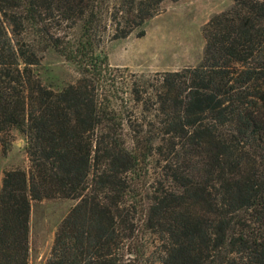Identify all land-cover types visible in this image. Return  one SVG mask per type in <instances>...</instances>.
Masks as SVG:
<instances>
[{
  "label": "trees",
  "instance_id": "16d2710c",
  "mask_svg": "<svg viewBox=\"0 0 264 264\" xmlns=\"http://www.w3.org/2000/svg\"><path fill=\"white\" fill-rule=\"evenodd\" d=\"M167 1L0 0V134L20 130L31 164L5 174L0 264H30L46 198L78 201L47 264H264V0L214 16L197 67L144 76L99 57ZM51 48L83 71L61 92L35 70Z\"/></svg>",
  "mask_w": 264,
  "mask_h": 264
},
{
  "label": "rangeland",
  "instance_id": "374dc122",
  "mask_svg": "<svg viewBox=\"0 0 264 264\" xmlns=\"http://www.w3.org/2000/svg\"><path fill=\"white\" fill-rule=\"evenodd\" d=\"M234 2L235 0L167 1L163 4V12L148 21L145 36L139 37L134 33L129 38L113 40L107 35L104 43L97 49V54L102 59H108L113 68L144 76L197 67L205 55L206 25L214 16L230 9ZM35 70L43 83L57 92L77 84L83 76L79 65L67 60L53 48L43 54L41 64ZM136 111L142 120L143 109L140 107ZM126 128L128 131L129 128ZM128 143L133 148L129 136ZM159 159L151 158L142 164L145 182L152 183L160 179L163 163ZM30 166L26 136L16 129L11 140L6 141L0 134V193L7 171L30 169ZM77 203V200L64 198L33 201L30 264H47L57 232ZM153 242H156L154 237L146 238V243ZM153 246L151 251L154 250Z\"/></svg>",
  "mask_w": 264,
  "mask_h": 264
}]
</instances>
